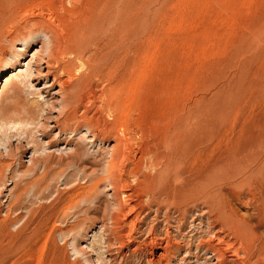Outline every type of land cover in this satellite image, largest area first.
<instances>
[{
    "label": "rangeland",
    "instance_id": "1",
    "mask_svg": "<svg viewBox=\"0 0 264 264\" xmlns=\"http://www.w3.org/2000/svg\"><path fill=\"white\" fill-rule=\"evenodd\" d=\"M13 2L17 8L44 7L69 27L101 17L112 23L94 36L101 48H108L102 52V79L94 81L100 100L88 108L93 117L102 113L108 125L126 130L125 179L138 218L132 229L118 221L117 226H108L110 231L93 237L99 223L92 224L88 215L95 213V207L70 205L79 198L78 188L88 186L81 177L72 178L69 185L59 176L45 182L38 179L40 189L49 185L42 189L43 196L26 194V176L16 177L12 169L19 166L18 154L23 152L24 165L28 164L27 142L48 139L38 131L26 135L4 126L0 130V264H83L72 256L73 239L89 247L94 260L101 258L100 264H148L159 251L151 241L154 237L169 264H205L194 258L182 262L187 248L193 251L200 243H216L205 227L190 223L202 210L222 232L220 236L238 250L239 264H264V0ZM2 41L0 35V46ZM32 53L22 59L23 73ZM25 86L26 82L20 84V97L41 105ZM11 97L7 89L0 107H9ZM10 143L14 151L6 157ZM19 143L21 150L16 149ZM88 147L91 155L82 164L108 157L97 144ZM166 166H173L168 180L151 187ZM69 186L76 192H66ZM83 224L91 230L84 241L79 234ZM128 233L135 238L130 247L123 242ZM119 241L124 244L118 247ZM112 246L118 250L108 251ZM107 251L114 255L111 260Z\"/></svg>",
    "mask_w": 264,
    "mask_h": 264
},
{
    "label": "bare ground",
    "instance_id": "2",
    "mask_svg": "<svg viewBox=\"0 0 264 264\" xmlns=\"http://www.w3.org/2000/svg\"><path fill=\"white\" fill-rule=\"evenodd\" d=\"M14 2L13 0H0V35L3 38L2 45L0 46V81L3 80L0 86V103L7 89H10L13 94V97H11L13 101L12 104H10L9 107L4 105L0 107V130L4 126H11V128H15V130H22L26 135H30L31 133L36 135L40 132L41 136H44L48 140L44 143L38 142V140L27 142V146L29 147L24 148V150L31 149V153L28 157V164L26 166L24 165L23 155L25 153L18 154V160L20 161L19 166L15 170L12 169V171H14L16 177L26 176V194H33L35 196H41L43 192V188L41 187L42 189H40L41 185H37V183L39 184L38 179L45 182L43 180H51L54 176H59L66 181V185H69L71 183L70 181H72L71 179L75 177H81L82 180H86L88 186L78 188L79 192L77 197L79 198L71 200L70 205L79 206L87 204L95 207V213H89L88 215V220H90L92 224L99 223V227L97 228L98 231L93 233V237H97L100 231L108 232V226L116 225L119 223L118 221H122L126 228H134L138 214L135 213L136 206L132 200L133 192L131 193L128 180L125 179V175L128 172L125 168V163L128 162L127 152L129 150V139L124 135L126 130L124 132L125 128L122 129V127H111L108 125L106 121L102 120L104 119L102 113L93 117L90 112L91 109L89 110L88 108L89 104L100 98L97 91L94 90V81L96 79H102V61H105V53L103 54L102 52H104L106 46L101 48L100 44H98L99 42H95L94 36L99 33L101 34V32H104L109 27L111 28L112 23L110 24V20L108 21L107 18L104 20L101 17V19L98 20L93 18L95 20L93 22L69 27L67 23L63 21L64 19H60L59 16L54 15L52 11L44 7L17 8V5L12 4ZM102 8V10H104L106 6ZM99 9H101V7ZM98 13L100 12H97V14ZM94 14L97 15L96 13ZM118 14L119 12L117 15ZM119 29L122 28L119 27ZM115 37L117 38V36ZM32 50V57L27 62L25 73H23L20 68L22 59ZM108 52H110V50ZM4 73L7 74L2 78ZM30 81H33V83L35 82V84L33 85ZM25 82L27 91L31 93V95L33 94V96L36 95L41 105L29 104L30 102L27 103V101L20 97V84H24ZM35 86H39V88L36 89ZM7 112H10L11 114L8 115L11 116L5 115ZM80 134L81 136H79ZM76 136L78 137L76 138ZM96 144L98 150H101L108 155V157L103 158L104 160H98L99 162L97 163L82 164L81 162L91 155L88 145L94 147ZM61 145L65 146L64 150L60 148ZM110 145L111 148L108 150V146ZM67 147H69V149ZM16 149H23L22 144L19 143ZM6 151L7 153L5 156L11 157L14 151L11 143L8 145ZM103 156H101V158ZM172 167L166 166L164 169L162 168L158 176H156V178L154 177L155 184H152L151 187L154 188L155 185L167 181L168 177H170L169 174L173 171L171 170ZM57 169L59 172L56 171ZM129 175H131L130 172L127 174V178ZM151 181L152 180H150V183ZM75 186L77 188V185ZM1 188L0 186V195L3 189ZM47 188H49L48 184L43 190ZM72 190L75 191L73 186H69L66 192H71ZM57 199L61 201V198ZM149 212L150 210L145 212L144 215L149 216ZM158 212L156 211L157 215ZM100 213L101 216L98 219L97 216ZM227 217H225V219ZM234 220L237 221L236 219ZM196 221L198 225L205 227L208 233L210 232L212 239H216V243L214 240V243H212L213 241L200 243L193 251L191 248H187L182 257V262L190 261L194 258L198 261L203 259L205 264H239L238 250L234 248L232 243L230 244L229 241L226 240L227 238L225 239L220 236L219 233L222 232H219L215 226H212L214 224L210 222L207 211H200L191 219L190 223L193 224ZM89 229L90 228L85 225L81 227V233L79 234L83 241L87 239ZM108 230L110 231V229ZM131 233H128L123 240V242L127 243V247H130L134 241L133 239H135H132ZM158 240V237L151 239V241L158 244L159 251L157 250V254L149 258L147 263L169 264L162 258L165 249L161 247V243L157 242ZM119 242L118 247L122 245V241ZM105 244L107 246L109 243L107 244V242H105ZM70 246L74 259H78L83 264H100V261L102 262L101 258L94 260L92 255H89L90 248L82 246L79 240L73 239ZM111 248L118 250L112 246L108 248V251L109 249L111 250ZM116 253L119 255L120 251ZM113 257L114 255L109 253L110 259L108 260H111ZM60 262L62 264L66 263Z\"/></svg>",
    "mask_w": 264,
    "mask_h": 264
}]
</instances>
